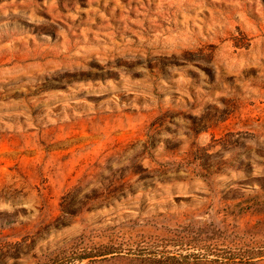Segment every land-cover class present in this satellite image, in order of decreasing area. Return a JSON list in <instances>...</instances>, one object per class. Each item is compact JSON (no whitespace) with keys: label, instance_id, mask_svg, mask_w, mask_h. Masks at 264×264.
I'll use <instances>...</instances> for the list:
<instances>
[{"label":"rangeland","instance_id":"obj_1","mask_svg":"<svg viewBox=\"0 0 264 264\" xmlns=\"http://www.w3.org/2000/svg\"><path fill=\"white\" fill-rule=\"evenodd\" d=\"M193 231L178 264H264V0H0V264Z\"/></svg>","mask_w":264,"mask_h":264},{"label":"trees","instance_id":"obj_2","mask_svg":"<svg viewBox=\"0 0 264 264\" xmlns=\"http://www.w3.org/2000/svg\"><path fill=\"white\" fill-rule=\"evenodd\" d=\"M195 233V236H191L190 238H186L183 235L179 236L178 241L176 242V245L178 247L177 249V256L172 255L169 257L171 263L166 264H178V258H184L188 259L190 256L194 255L196 257H204L207 258L208 254L213 253L214 251L211 248V245H207V241L202 238V235L198 232H192ZM227 260L231 257H223ZM181 262V261H180Z\"/></svg>","mask_w":264,"mask_h":264}]
</instances>
